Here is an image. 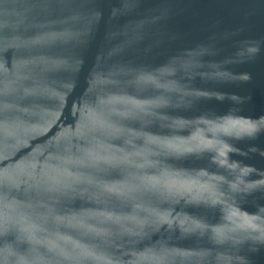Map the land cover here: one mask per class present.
<instances>
[{"label":"water","instance_id":"1","mask_svg":"<svg viewBox=\"0 0 264 264\" xmlns=\"http://www.w3.org/2000/svg\"><path fill=\"white\" fill-rule=\"evenodd\" d=\"M0 264H264V0H0Z\"/></svg>","mask_w":264,"mask_h":264}]
</instances>
